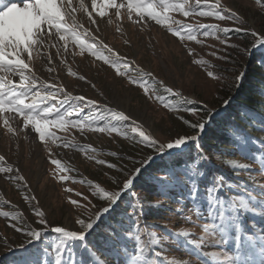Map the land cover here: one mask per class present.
I'll return each mask as SVG.
<instances>
[{
	"label": "rangeland",
	"instance_id": "obj_1",
	"mask_svg": "<svg viewBox=\"0 0 264 264\" xmlns=\"http://www.w3.org/2000/svg\"><path fill=\"white\" fill-rule=\"evenodd\" d=\"M3 2L0 0V3ZM16 2L19 4L20 0ZM82 2L85 5L83 11L79 9ZM143 2L159 5L160 0ZM165 2L180 3L182 0ZM60 3L61 0H57L58 6ZM70 3L76 9L74 15L77 23L95 37L86 39L85 45L91 43L110 59L119 57L121 63L115 67L110 63L105 64L98 56L92 55L87 47L81 52L80 46L73 45L71 41L68 42L69 52L64 54L61 49L58 55L57 47L65 43L59 40L58 35L34 48L31 58L25 60L42 82L63 88L73 98L83 96L86 100H95L97 107H85L78 117H73L80 119L79 127L67 123L64 129L53 127L51 130L61 138L54 142L50 139L40 141L31 125L25 127L22 116L0 112V156L4 158L0 161V167L12 169L9 173L0 172V213L9 212L15 218L13 226L11 217L5 219L0 216V264H32V261L38 264L39 258L44 264H53V245L64 238L49 229L65 227L73 230L72 222L77 217L91 222L100 208L98 200L92 196L94 186L99 183L106 190L120 192L125 179L131 178L134 169L141 167L139 160H146L149 156L154 158V163L137 178L138 182L134 180L131 190L122 193L123 214L117 213L108 219L102 216L103 223L94 229L95 242L90 243L98 254L93 257L76 241L68 245L64 264H70V261L73 264H96V260L100 264H119L113 251L124 254L119 246L117 232H121L125 243L135 249L129 252L134 256H138V251L144 247L172 264H264V158L259 161L242 153V149H245L253 153L258 151L264 156V125L256 123L259 128L251 131L252 144L222 142L218 146L220 148L207 149L200 142L209 135L210 128L207 126L199 140L211 160L202 165L206 175L198 182L211 180L210 177L214 175H223L225 183L239 185L232 189L226 188L225 193L242 196L249 205L242 215L238 214L240 228L237 234L246 237L247 249L243 248V241L239 247L235 243L225 244V235L219 229L215 230L214 236L204 233V223H211V220L196 216L190 206L191 201H180L178 197L182 194L175 189L167 194L160 190L156 177L163 175L169 168L178 167H168V164L180 160V155L168 156L166 153H155L149 147L138 146L139 131H146L157 141L167 143L185 133L196 136L199 132L198 129H190L179 117L198 124L207 119L205 106L222 112L226 107L225 101H230L221 94L222 90L239 85L256 62V56L264 54V46L259 43L264 36L258 31L264 20V0H219L222 9L238 17L223 21L215 17L193 15L191 10L189 17H183L182 13L172 9L167 13L169 19L160 25L149 17L137 18L133 14L129 18L126 8L120 9L119 17L115 15V9H104L106 14L100 17L99 8L92 7V0H70ZM102 3L103 0H97L98 5ZM116 3L126 4L127 0H116ZM189 3L195 5L196 0H189ZM201 3L215 6L216 0H201ZM157 10H160L159 7ZM90 14L95 24L88 23ZM65 19H68L67 16ZM173 20L190 25L197 40L189 41L185 37L181 41L168 31L166 25L172 24ZM201 25L209 26L208 30L214 34L204 37ZM238 26L241 27L240 33L230 32L224 37L223 29ZM172 27L175 29L177 25ZM81 28L77 31L81 32L80 38L85 39ZM253 31L257 32L255 37L251 34ZM102 45H107V48ZM212 52L217 55L212 56ZM198 60L206 63L198 64ZM124 63L128 65L127 70L124 69ZM49 67L55 71L49 73ZM209 72L212 76L208 75ZM241 73L242 79L237 80ZM4 74L0 72V75ZM13 79L18 81V77ZM145 87L150 91L145 92ZM185 99L196 101V115L183 110L187 106L184 104ZM71 103L78 106V111L84 101L72 99ZM120 112L129 116L130 120L118 119L117 114ZM5 119L9 121V126L4 125ZM132 121L141 125L135 134L130 131ZM113 126L122 131H112ZM100 127L105 130L98 131ZM123 132L128 134L125 136ZM182 148L183 154L190 158L196 151V144L188 141V146ZM112 152H116L117 157H113ZM168 152L179 154L180 150ZM122 156H132L137 162L118 159ZM161 156L162 159L159 158ZM53 160H59L60 163L54 164ZM101 160L105 163H98ZM109 163L123 166L124 172L109 169ZM242 164L247 167L240 168ZM157 166H160V170L153 172ZM115 180L120 183H115ZM85 195L96 205L95 208L89 206L87 212L82 207L87 204L83 199ZM72 201L77 203L73 204ZM35 207L45 212L47 224L39 225V218L35 217L33 211ZM141 207L146 210L156 208L159 214L147 220L144 209L140 215ZM127 210L137 216V222L132 215H128ZM119 217L123 219L120 222L116 220ZM33 219L37 221L33 227L42 230L44 235L41 240L29 243L31 238L27 235L28 228L23 225L25 221L31 223ZM16 227H20L21 231L17 232ZM107 229L113 233L109 239L111 243L102 236ZM183 232L189 235L186 237ZM174 233L181 240H175ZM137 236L141 238L142 244L140 239H136ZM202 236L205 243L196 248L203 254V259L195 257L184 246L185 243L191 244L190 240ZM111 244L116 250L105 247Z\"/></svg>",
	"mask_w": 264,
	"mask_h": 264
},
{
	"label": "snow or ice",
	"instance_id": "obj_2",
	"mask_svg": "<svg viewBox=\"0 0 264 264\" xmlns=\"http://www.w3.org/2000/svg\"><path fill=\"white\" fill-rule=\"evenodd\" d=\"M22 5V6H21ZM92 7L99 8V16H105L104 9H115V15L120 16V9L126 8L127 15L129 18L133 14L137 18L149 17L151 21H154L157 25L163 23L164 20H168L169 16L167 13L174 9L177 12L182 13L183 17H189V10H191L193 15H198L199 17H215L217 20H233L238 19L235 13L228 12L222 9L219 5V0H216V5L202 4L201 0H196L195 5L189 3V0H182L180 3H166L165 0H160L159 5L155 3H145L143 0H127V3H116V0H103V3L98 5L97 0H92ZM159 7V11L157 10ZM63 9V14H62ZM79 9L83 11L85 9L84 3H80ZM208 9V10H204ZM76 9L72 7L70 0H61L58 6L57 0H20L18 4L16 0H4L0 3V72L5 73L0 75V112H7L17 114L23 117V124L25 127L31 125L34 133L38 134L40 141L52 140L57 141L61 139L55 132L51 129L53 127L58 129H64L66 123L68 125L80 126L81 121L79 118L73 119L74 116L78 117L80 113L84 111L85 107L92 106L97 107V102L95 100H86L85 97L79 96L73 98L71 93H67L63 88L56 86L51 83H44L40 80V77L35 71L29 68V64L25 62L26 59L31 58L34 48L41 45L42 42H47L55 39L58 35L60 41L65 43L57 47V54H61V49L63 53L67 54L69 52L68 42L71 41L73 45H79L80 51L83 52L85 47L94 56H98L99 59L103 60L105 64H112L114 67L121 63L119 57L110 59L109 56L103 55L93 44L89 43L85 45L86 39H95L91 32L81 28V25L77 23V17L74 15ZM223 12V14H222ZM67 16V20L65 17ZM69 21L71 24L69 25ZM89 24H95L96 21L92 19L91 14L89 15ZM172 25H177L173 29ZM204 30L202 35L204 37H209L213 35V32L208 30L207 25H201ZM81 28L84 33L85 39H81V32L77 29ZM168 31L172 32L174 36H178L181 41L187 38L189 41L197 40V37L193 35V28L188 24H182L177 20H173L172 24L166 25ZM54 29V31H51ZM261 35L264 36V20L261 21V29L258 30ZM224 37H227L230 32L240 33L241 27L238 26L234 29H223ZM253 37L257 35L256 31L251 33ZM259 43L264 46V39H261ZM102 47L107 48V45H102ZM111 52V49H107ZM191 52V50H189ZM26 54V55H25ZM212 56H216V52L211 53ZM24 58H21V57ZM222 58V57H221ZM198 64H205L203 60L196 61ZM128 65L124 63V69L127 70ZM49 73L55 71L54 68L49 67L47 69ZM71 74V69H68ZM212 76V73H208ZM13 77H18V81L13 79ZM243 73L237 80L242 79ZM84 79V77H80ZM136 81L133 79L132 81ZM141 87H144L141 84ZM150 89L145 87V92H149ZM155 91V89H151ZM171 92V89H167ZM72 99L79 101H84L83 106L79 107L77 111V105L71 103ZM159 99H163L159 97ZM55 101V103H52ZM184 111L196 115L198 108L196 106V101L185 99ZM226 107L221 111H213L212 109L205 106L204 111L207 113V119L200 123H191L189 120L179 117L185 125L190 129L199 132L196 136H189L187 133L180 136L178 139H174L171 142L162 143L152 138L150 133L146 131H139L138 133V146L149 147L154 150L155 153L167 154L168 156L180 155L181 163L176 168H169L163 175L156 177V183L159 185L160 190L167 194L173 189H182L185 185L188 186L187 196H180L178 199L180 201H192L196 202L198 199L207 200L208 204V217L212 221L211 223H204L203 232L211 236L215 235V230L219 229L220 233H227L229 229L235 225L237 232H239V215H242L244 210L249 207L245 198L238 196L235 193L228 195L225 193V189H232L238 187L239 185H234L232 182L225 183V177L212 176L210 177L211 183L203 190L204 196L198 197V193L201 191L198 180L206 175V170L202 167L203 164L210 162L211 157L204 151L203 147L200 146L199 140L200 136L205 133L206 126L211 128L213 126H221L230 124L229 117L231 115V103L225 101ZM67 106V107H66ZM170 106V105H169ZM118 119L123 121L130 120V117L125 115L123 112L117 114ZM4 125L9 126V121L4 120ZM130 131L132 133H137V130L141 125L137 124L136 121H132ZM125 127H128L125 125ZM105 129L100 127L98 131H104ZM112 131L120 133L122 130L116 126H113ZM234 127H228L229 135L235 132ZM123 135H127V132H123ZM188 141H192L196 144V151L192 153L190 158L183 154V148L188 146ZM67 146V145H65ZM179 149L180 153L168 152V150ZM113 157H117L116 152H112ZM159 158H163L162 156ZM4 158L0 156V161ZM118 159H127L132 163L137 161L133 159L132 156H122ZM52 163L59 164V160H53ZM100 164H104L105 161H98ZM140 168H136L133 171L132 177L125 179L122 184V189L120 192L106 190L97 183L92 191L93 198L98 200L100 208L97 210L95 219L91 222H86L85 219L77 217L72 222V229L67 230L65 227H53L49 229L50 232L55 234H61L63 240L57 242L53 245L54 249V261L53 264H64V253L70 243L79 241L81 247L86 248L93 257L98 254L92 247L90 241L95 242L96 232L94 229H98L100 223H103L101 217L104 216L105 219L110 217H115L117 213L123 214L124 209L122 205L124 203L122 193H125L134 186V180L138 182V177H140L144 171H148V166L154 163V158L152 156L147 157V159H140ZM109 169H115L118 172L123 173L124 167L118 166L116 163H109L107 165ZM240 168H246L247 165H239ZM11 168L0 167V172L9 173ZM61 179H65L62 177ZM115 183L119 184V180H115ZM225 193V194H222ZM80 195V193H77ZM34 200L35 197H32ZM87 204L83 205L85 212H87L88 207H96L92 200L89 199L87 195L83 197ZM76 204V201H72ZM35 217H38L39 225H45L48 223L46 219V214L39 207L33 209ZM128 215H132L135 222H137V216L133 215L131 210H127ZM107 214V216H105ZM143 214V208L140 209V215ZM0 216L5 219L12 218V224L15 226V218L9 212H2ZM37 221L32 220L31 223L28 221L24 222L23 227L28 228L27 235L31 238L29 243L33 241H39L44 235L42 230H38L33 227ZM136 223L134 224V228ZM17 232L21 231L20 227H16ZM130 235V234H129ZM184 236H188V232H183ZM137 240L140 239L139 236L136 237ZM235 244L237 247L241 244V237L236 235L234 237ZM192 245L200 248L202 244L205 243V238L202 236L200 239H192L189 241ZM227 243V239L224 240ZM32 264H37L36 261H32ZM38 264H44L43 260L39 258ZM70 264L73 262L70 261ZM96 264H100L99 260H96Z\"/></svg>",
	"mask_w": 264,
	"mask_h": 264
},
{
	"label": "trees",
	"instance_id": "obj_3",
	"mask_svg": "<svg viewBox=\"0 0 264 264\" xmlns=\"http://www.w3.org/2000/svg\"><path fill=\"white\" fill-rule=\"evenodd\" d=\"M256 62L248 69V75L242 82L237 86H228V88L223 89L222 95L225 99L230 100L231 103V115L229 117L230 124L221 125L219 127L213 126L208 129L209 135L208 137L201 139V143L204 144L207 149L212 148H220L218 147L220 143L226 142L229 144L238 145L239 142H245L247 144H252L251 140V131L259 128V125L256 123H260L264 125V54L259 53L256 56ZM228 127H234L236 129L231 135H229ZM254 128V129H253ZM251 141V142H250ZM225 150L228 148L222 147ZM242 153L244 156L251 157L253 159L261 161L264 156L262 153L256 151L253 153L252 151L242 149ZM181 163L180 160L170 161L168 167L172 165V167L179 166ZM160 166H157L153 172H157ZM166 168V167H165ZM165 170V169H164ZM199 181V180H198ZM144 183V182H142ZM211 183V180L203 181L202 183L198 182L201 191L198 193V197H203V190ZM178 193H181V196H187L188 194V186L185 185L182 189H175ZM192 207V211L196 216L203 217L205 219H209L208 217V204L205 199H198L196 202L190 203ZM146 212L144 213V217L147 220H150V216H158L159 211L156 208L147 209L143 208ZM123 217V216H122ZM122 217L116 219L118 222L122 221ZM123 223V222H121ZM119 240V246L122 249L124 255H119L114 252V257L119 264H172L169 261H166L164 257L157 256L153 254L151 250L146 248H142L138 251V256L131 255L129 252L134 251L135 249L130 248L126 243L124 237H122V233L117 232ZM225 235L227 242L229 245L234 244V237L238 234L235 225L227 233H222ZM104 239H111L113 237V233H111L108 229L104 232ZM175 240H181V237L174 233ZM241 241H243V248L247 249V239L244 236H241ZM111 243V241L109 240ZM140 242L142 244L141 238ZM140 245V243H139ZM144 245V244H143ZM104 246V245H103ZM141 246V245H140ZM186 249L192 253L195 257L204 258L203 254L189 243H185L184 245ZM101 247V246H99ZM106 248L111 250H116L114 246L105 245Z\"/></svg>",
	"mask_w": 264,
	"mask_h": 264
},
{
	"label": "bare ground",
	"instance_id": "obj_4",
	"mask_svg": "<svg viewBox=\"0 0 264 264\" xmlns=\"http://www.w3.org/2000/svg\"><path fill=\"white\" fill-rule=\"evenodd\" d=\"M69 224H71V223H69Z\"/></svg>",
	"mask_w": 264,
	"mask_h": 264
}]
</instances>
